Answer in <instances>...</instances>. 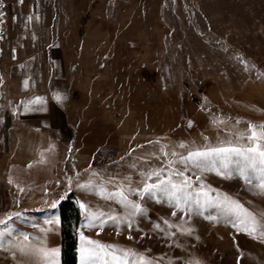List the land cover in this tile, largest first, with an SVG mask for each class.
I'll use <instances>...</instances> for the list:
<instances>
[{
  "label": "rangeland",
  "instance_id": "rangeland-1",
  "mask_svg": "<svg viewBox=\"0 0 264 264\" xmlns=\"http://www.w3.org/2000/svg\"><path fill=\"white\" fill-rule=\"evenodd\" d=\"M260 126L264 0H0V264H62L64 201L76 264H264L261 173L181 162ZM154 170L200 204L142 196Z\"/></svg>",
  "mask_w": 264,
  "mask_h": 264
},
{
  "label": "snow or ice",
  "instance_id": "snow-or-ice-1",
  "mask_svg": "<svg viewBox=\"0 0 264 264\" xmlns=\"http://www.w3.org/2000/svg\"><path fill=\"white\" fill-rule=\"evenodd\" d=\"M59 99L60 97L57 96V100ZM260 129V131H252L248 135L249 143L247 147L242 148L237 145L211 148L207 151H190L187 157H181V162H184L185 165L191 162L194 167L206 170H212L217 165L224 170L229 165L234 164L236 170L241 175H245L249 182H251V174L259 171L261 173L259 187L264 190V126H260ZM229 143L231 144V142ZM180 146L185 147L183 144ZM161 172L162 170H154L143 174L145 182L141 189L142 196L147 194L150 197H165L174 201L177 205L181 203L185 206L200 204L201 193L190 191L191 183L189 180L183 179L177 183L171 178L161 179ZM173 175L183 177L184 174L183 172H174ZM153 176L156 177V182L147 183L146 181L151 180ZM204 195L206 196V194ZM120 202L130 206V216H135L141 211L140 205L128 201L126 196L122 195ZM238 209L239 206L234 210V214L237 219H241ZM98 215L103 217L104 213ZM8 219H12V217L10 216ZM110 219L115 218L110 217ZM0 223H6V221H0ZM256 227V224H253L251 230L255 232ZM261 235L264 236V231L261 232ZM24 239L27 240L28 237H24ZM87 244L94 247L84 246L81 248L82 264H128L127 257L129 253L127 251L121 250V254L116 255L111 245H101L98 241H88Z\"/></svg>",
  "mask_w": 264,
  "mask_h": 264
},
{
  "label": "trees",
  "instance_id": "trees-1",
  "mask_svg": "<svg viewBox=\"0 0 264 264\" xmlns=\"http://www.w3.org/2000/svg\"><path fill=\"white\" fill-rule=\"evenodd\" d=\"M60 247L62 264H76L75 231L79 223L78 209L72 202L64 201L59 205Z\"/></svg>",
  "mask_w": 264,
  "mask_h": 264
}]
</instances>
